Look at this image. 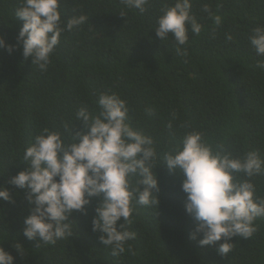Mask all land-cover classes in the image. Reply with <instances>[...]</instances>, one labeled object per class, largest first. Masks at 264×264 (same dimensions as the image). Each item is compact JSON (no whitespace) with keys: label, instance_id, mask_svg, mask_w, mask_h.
Here are the masks:
<instances>
[{"label":"trees","instance_id":"obj_1","mask_svg":"<svg viewBox=\"0 0 264 264\" xmlns=\"http://www.w3.org/2000/svg\"><path fill=\"white\" fill-rule=\"evenodd\" d=\"M20 2L0 0V37L6 45H18L24 23L15 17ZM172 2L152 0L147 12L129 9L124 17L121 0H62L65 19L83 12L89 23L64 34L46 72L24 58L22 45L11 54L0 48V186L11 196L0 200V247L14 264H264V219L252 239L232 238L236 245L228 256L216 251L223 240L202 247V233L191 238L196 224L185 210L183 177L162 160L154 170L158 206L135 214L130 230L137 237L129 241L130 252L112 257L100 233L92 231L101 197L91 199L86 214L69 216L76 225L69 240L45 246L23 234L28 190L10 183L27 167L19 160L23 150L43 128L62 130V121L72 119L81 105L97 113L100 92L125 98L131 123L155 137L161 150L197 129L211 141H223L234 155L259 149L264 156V72L255 67L261 58L248 42L255 24L264 23V0H197L193 12L204 27L199 37L189 35L183 56L171 37L163 41L153 29L161 9ZM205 3L222 16V25L201 11ZM173 112L177 119L169 130ZM77 131L87 130L74 122L73 134ZM255 182L264 196V176Z\"/></svg>","mask_w":264,"mask_h":264},{"label":"clouds","instance_id":"obj_2","mask_svg":"<svg viewBox=\"0 0 264 264\" xmlns=\"http://www.w3.org/2000/svg\"><path fill=\"white\" fill-rule=\"evenodd\" d=\"M62 0H21L15 17L24 23L17 37L18 45H6L0 37V48L9 54L22 45L25 59L46 72L57 46L65 33L89 23L86 13L65 19ZM127 10L148 11L152 0H121ZM197 0H173L161 9L153 29L157 37L175 41L176 53L187 55L182 47L189 35H201L203 25L193 12ZM202 12L216 26L223 23L205 3ZM226 40L233 36L226 34ZM249 46L257 57L255 67L264 72V23H256L248 36ZM98 112L81 105L72 119L62 121V130L43 128L23 150L20 162L27 167L12 177L10 183L27 191L30 215L23 234L45 246L69 240L76 225L69 221L73 212L86 214L93 197H101L95 208L92 231L112 257L131 251L129 241L137 232L131 229L139 209H155L159 191L156 172L162 160L172 172L182 177L186 194L185 210L195 221L196 239L202 233L200 246L216 245L221 256L233 252L232 238L252 239L264 219V196L259 194L257 178L264 176V156L259 149L233 154L223 141H211L204 131L192 129L166 150H161L155 137L131 123L130 107L117 92H100L95 101ZM151 110L146 116L151 118ZM177 114H171L166 127L171 130ZM74 122L87 131L73 134ZM183 126V125H181ZM58 178V179H57ZM143 186V187H141ZM155 190V191H154ZM11 199L9 191L0 186V200ZM123 220L122 223L118 221ZM18 252L23 251L16 244ZM0 264H14V257L0 247Z\"/></svg>","mask_w":264,"mask_h":264}]
</instances>
